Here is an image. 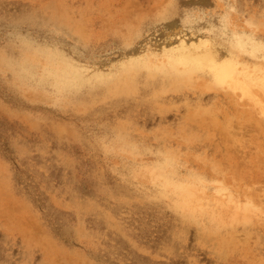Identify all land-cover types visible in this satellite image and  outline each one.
<instances>
[{
    "label": "rangeland",
    "instance_id": "1",
    "mask_svg": "<svg viewBox=\"0 0 264 264\" xmlns=\"http://www.w3.org/2000/svg\"><path fill=\"white\" fill-rule=\"evenodd\" d=\"M0 264H264V0H0Z\"/></svg>",
    "mask_w": 264,
    "mask_h": 264
}]
</instances>
